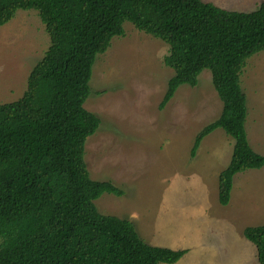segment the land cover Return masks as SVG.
Returning <instances> with one entry per match:
<instances>
[{
  "label": "trees",
  "instance_id": "trees-1",
  "mask_svg": "<svg viewBox=\"0 0 264 264\" xmlns=\"http://www.w3.org/2000/svg\"><path fill=\"white\" fill-rule=\"evenodd\" d=\"M17 10H34L50 38L27 76L20 98L0 104V264H172L186 250L152 246L127 219L101 214L103 192L123 194L110 181L90 178L84 159L88 136L100 119L84 102L96 56L123 23L168 45L164 63L173 70L162 108L182 84L211 73L222 102L200 141L221 128L233 141L229 164L218 175V201L230 199L233 176L264 166L246 132L241 73L246 60L264 52V1L235 11L202 0H0V26ZM243 236L264 264V224Z\"/></svg>",
  "mask_w": 264,
  "mask_h": 264
},
{
  "label": "rangeland",
  "instance_id": "rangeland-1",
  "mask_svg": "<svg viewBox=\"0 0 264 264\" xmlns=\"http://www.w3.org/2000/svg\"><path fill=\"white\" fill-rule=\"evenodd\" d=\"M202 1L248 12L264 0ZM123 29L96 56L83 104L100 119L84 145L90 178L123 190L120 196L103 192L95 207L129 220L149 245L185 249L172 264H259L242 232L264 224V166L236 173L229 202L222 205L218 175L230 162L233 139L216 128L190 154L197 135L222 108L210 71L202 70L193 87L180 85L160 108L173 75L163 61L168 45L130 22ZM49 44L34 10H17L0 26V104L21 97ZM240 79L249 144L264 156V52L246 60Z\"/></svg>",
  "mask_w": 264,
  "mask_h": 264
},
{
  "label": "crops",
  "instance_id": "crops-1",
  "mask_svg": "<svg viewBox=\"0 0 264 264\" xmlns=\"http://www.w3.org/2000/svg\"><path fill=\"white\" fill-rule=\"evenodd\" d=\"M185 250V249H184ZM187 252V251H186Z\"/></svg>",
  "mask_w": 264,
  "mask_h": 264
}]
</instances>
